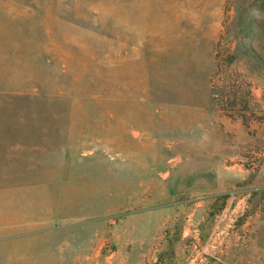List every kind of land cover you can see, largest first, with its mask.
I'll return each instance as SVG.
<instances>
[{
  "label": "rangeland",
  "instance_id": "obj_1",
  "mask_svg": "<svg viewBox=\"0 0 264 264\" xmlns=\"http://www.w3.org/2000/svg\"><path fill=\"white\" fill-rule=\"evenodd\" d=\"M252 1L0 0V264H264Z\"/></svg>",
  "mask_w": 264,
  "mask_h": 264
},
{
  "label": "trees",
  "instance_id": "obj_2",
  "mask_svg": "<svg viewBox=\"0 0 264 264\" xmlns=\"http://www.w3.org/2000/svg\"><path fill=\"white\" fill-rule=\"evenodd\" d=\"M251 6L256 8V10L264 15V0H254L252 1ZM241 17V19L243 20V22H241V25H243V34L245 35V37L249 39H258L260 37V32L258 30L262 29V27L264 29V20H257L253 18L250 13L245 15L243 14V16ZM247 48L250 49V47L248 46ZM254 56L259 63H262L261 57L258 56V54L254 52Z\"/></svg>",
  "mask_w": 264,
  "mask_h": 264
},
{
  "label": "crops",
  "instance_id": "obj_3",
  "mask_svg": "<svg viewBox=\"0 0 264 264\" xmlns=\"http://www.w3.org/2000/svg\"><path fill=\"white\" fill-rule=\"evenodd\" d=\"M52 129H53V131H56V132H64V131H66V128H62V127H55V128H52ZM59 150H62L64 152H67V151L69 152L72 149H71V146H63V147L59 148ZM118 160L116 161V160L113 159V161H115V162H112L111 165L112 166H117L119 164ZM118 175H119V173H118ZM28 229H30V228H28ZM32 230H34V229H32ZM35 230H38V229L35 228ZM27 235L28 234H23L22 237H24V236L27 237ZM5 237H7V236H5Z\"/></svg>",
  "mask_w": 264,
  "mask_h": 264
}]
</instances>
